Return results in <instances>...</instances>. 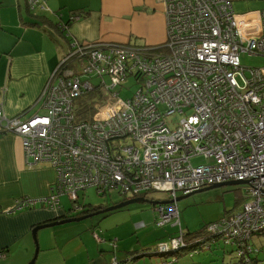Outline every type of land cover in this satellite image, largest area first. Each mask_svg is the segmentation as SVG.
Returning <instances> with one entry per match:
<instances>
[{
    "label": "built area",
    "instance_id": "built-area-1",
    "mask_svg": "<svg viewBox=\"0 0 264 264\" xmlns=\"http://www.w3.org/2000/svg\"><path fill=\"white\" fill-rule=\"evenodd\" d=\"M158 1L165 6L168 53L74 40L75 50L60 60L38 97L42 111L8 117L1 101L0 125L21 136L28 161L55 169L43 200L51 208L64 193L77 203L79 192L92 186L105 196L163 191L170 202L156 204L158 225H180L179 193L241 180L249 201L229 222L207 228L215 232L227 223L234 236L245 238L264 227V66H244L241 54L264 56V9L246 16L231 0ZM27 2L30 9L40 6V0ZM131 75L145 77L144 85L120 97L115 89ZM95 77L103 102L91 119L77 120L76 101ZM174 113L182 117L173 128L165 116ZM198 157L204 161L195 163ZM34 203L19 198L13 211ZM183 235L159 250L178 249Z\"/></svg>",
    "mask_w": 264,
    "mask_h": 264
},
{
    "label": "crops",
    "instance_id": "crops-1",
    "mask_svg": "<svg viewBox=\"0 0 264 264\" xmlns=\"http://www.w3.org/2000/svg\"><path fill=\"white\" fill-rule=\"evenodd\" d=\"M231 1L240 15L256 16L264 9V0ZM70 19L74 20L65 33L79 42H134L149 47L164 44L167 39L165 6L158 0H40V6L33 10L27 0H0V102L8 117H31L42 111L36 104L38 97L70 46L56 24ZM55 181V169L47 162L28 161L21 136L3 131L0 125V264L28 261L35 247L32 229L59 220L69 211L43 204ZM22 197L34 200V205L13 211L16 200ZM59 236L53 229L38 231L40 251L35 264L114 261L109 254L112 250L104 246L110 243L100 241L98 236V252L82 242L78 249L72 248V243ZM112 246L117 247V243ZM132 247L116 259H126ZM82 253L85 258L78 260ZM162 259L159 255L152 264Z\"/></svg>",
    "mask_w": 264,
    "mask_h": 264
},
{
    "label": "rangeland",
    "instance_id": "rangeland-1",
    "mask_svg": "<svg viewBox=\"0 0 264 264\" xmlns=\"http://www.w3.org/2000/svg\"><path fill=\"white\" fill-rule=\"evenodd\" d=\"M168 52V48H163L153 51L151 54L156 56ZM241 61L242 64L247 67L264 66V56L262 55L242 53ZM105 79L109 83V77L106 76ZM238 79L240 80V78ZM100 80L101 78L96 77L92 82L96 84ZM144 82L145 77L137 78L135 75H131L126 79L122 87L119 86L115 90L119 91L120 97L128 98L143 86ZM83 103V100L76 101L75 107L77 108L78 105ZM161 109H165V106L161 105ZM190 112V109L187 108L185 114H189ZM181 117L182 114L174 113L165 116V119L167 123L174 128L179 123ZM193 161L199 163L203 162L204 159L198 157ZM148 195V198L153 200H166L168 198V193L163 191H152ZM184 195L185 194L182 193L178 194V196ZM246 196L245 184H231L214 187L182 197L178 200L180 225L168 223L164 226H158V213L154 208L156 204L142 202L131 203L120 209L105 214L90 216L82 220L45 227L43 230L49 231L53 229L57 232L59 231V238L66 243H72V248L78 249L79 247L77 246L82 242L86 246L96 250V252H98V248L101 247L97 240V236H99L106 239V243L108 242L111 244L109 247H107L108 245L104 246L110 251L112 250L109 252L110 256L116 255L117 258L121 257L128 247L131 248L133 246V251L130 256L120 261V264H152V260L159 257L155 252L159 251V245L161 243L170 241L171 237L178 236L181 231L186 232L188 230L194 231L200 229L207 223L220 219L227 211L232 210L238 212L243 206V202L249 199V197ZM131 197L132 195L129 193L122 195L120 192L116 191L112 192L109 196L101 195L96 187L92 186L79 192V200L77 203L82 206H98L115 203L124 198L130 199ZM23 198L24 197L21 199ZM59 198L60 208L71 210L75 204L67 193L61 194ZM142 222L143 225L137 226L138 223ZM31 236L35 245L32 254L33 257L36 243L32 233ZM114 239H117V241ZM252 242L256 243L261 250L258 253V264H264V234L254 235ZM113 243L114 246L117 243V247H113ZM117 248H122L121 252H118L119 250ZM232 249L231 245H225L223 241H219L218 244L217 242L216 244L212 243L211 249L204 247L203 249H199L196 253L189 251L183 254V252V255H181L178 260H176L174 256H171L169 261H171L172 264H235L238 262V257L237 253ZM150 252L153 254H144ZM136 254H142V256L134 258ZM254 255H256V253H254ZM32 257L24 264H27ZM83 258H85L83 253L78 254V260Z\"/></svg>",
    "mask_w": 264,
    "mask_h": 264
},
{
    "label": "trees",
    "instance_id": "trees-1",
    "mask_svg": "<svg viewBox=\"0 0 264 264\" xmlns=\"http://www.w3.org/2000/svg\"><path fill=\"white\" fill-rule=\"evenodd\" d=\"M72 20H74V19H70L69 22H66V23H60V24L58 23V24H56L57 29L60 32L61 36L64 37L65 40L70 44V46L68 48L69 50L67 51V53L65 55H70L75 50V48L72 47V43L74 42V40L73 39H69L67 37V34L65 33V31L69 29V26H70V23H71ZM89 43H98V41H90ZM116 44H128V45L134 46V47H136L138 49H145L144 47H140V45H137L134 42L116 43ZM85 45L86 44H83V46H85ZM163 48H166L165 44L157 45V46H154V47H150V46L148 47V49H152L153 51L161 50ZM81 62L82 61H78V60H76V62H75V60H74L73 65L79 67V65H81ZM59 65H60V61H59L58 65H57V67ZM99 82L94 84L92 89L86 90L83 93V95L81 96V98L79 99V101L83 100L84 103L80 104L79 105L80 107H78L77 120H89V119H91L92 116L97 111V103L99 102V104H100V103L103 102V92H102V90H101V88H100V86L98 84ZM246 193H247L246 197H249L248 192H247V186H246ZM101 195H103V194H101ZM107 196H109V195H107ZM135 197H132V198H135ZM142 197L148 198L149 195H148V193H146ZM249 199H250V197H249ZM249 199L243 202V206H244L245 202L249 201ZM123 200H126V199L124 198V199H122L120 201H123ZM151 200H153V199H151ZM159 200H161V199H159ZM120 201H118V202H120ZM43 204H44V202H43ZM111 204L98 205V206H95V207L96 208H99V207L103 208V207H106V206L111 205ZM47 206H49V205H47ZM243 206H242V208H243ZM154 208H156V205H155ZM235 213H237V212L236 211H232V210L231 211H227L220 219L215 220V221H211V222L207 223L206 225H204L203 227H201L200 229H197V230H194V231H189L188 230L186 232H183L184 233V235H183V239H184L183 245L180 246L178 249H170V250H168L166 252H161L159 250V251L155 252L157 255H160L161 257H163V259L160 262H158L157 264L162 263V262L167 263V264H172V262L169 261L171 256H174L175 259L178 260L181 255L186 254L189 251H192V252L196 253V252L199 251V249H203L204 247H207V248L211 249L212 248V243L216 244V242H217V244H218L219 241H223L225 245H227V244L231 245L232 248H233L232 250H234L237 253L238 262L235 263V264H258L259 263V255H258V253L261 250L256 245V243L252 242V239H253L254 235L264 234V227L260 228V229H255V230L251 229L250 233L245 238L244 237L234 236L231 233V229L229 227V224H227V223L223 224V227L219 228L215 232L208 231L207 227H208L209 224L214 223V222H222V221L229 222L231 220V217ZM158 220H159V214H158V218H157V225H158ZM166 224H168V223H166ZM166 224H164V225H166ZM170 224H171V222H170ZM164 225H158V226H164ZM171 238H173V237H171ZM100 239L106 242V239L101 238V237H100ZM254 253H256V255H254ZM144 254L152 255L153 253L150 252V253H144ZM140 256H142V254H136L134 256V258H137V257H140ZM112 261H113V259H112ZM112 261H110L107 264H111ZM116 261H117V264H118L119 263L118 259H116Z\"/></svg>",
    "mask_w": 264,
    "mask_h": 264
},
{
    "label": "water",
    "instance_id": "water-1",
    "mask_svg": "<svg viewBox=\"0 0 264 264\" xmlns=\"http://www.w3.org/2000/svg\"><path fill=\"white\" fill-rule=\"evenodd\" d=\"M246 183H247V181L231 180V181L224 182V183L213 184V185L206 186V187L194 190L192 192H189V193L185 194L184 196H178L177 201L180 200L182 197L189 196L191 194H194V193H197V192H201V191H204V190H208V189H211V188H214V187H218V186H222V185L246 184ZM142 202H150L152 204H166V203H169L170 201L169 200H161V201L160 200H151L149 198L142 197V196L141 197H135V198L126 199V200H123V201H120V202L112 203L111 205L103 207V208L95 211L94 213H91V214H88V215H83L81 217H76V218H69L68 217V218L59 219V220L56 218L53 221L36 225L32 229V234H33V237H34V240H35V243H36V249H35V253H34L32 259L27 264H35V262L37 260V257H38L39 251H40V246H39V240H38V237H37V233H38V231L40 229L45 228V227H49V226H54L56 224H62V223H66V222L82 220V219H85V218H87L89 216H92V215L105 214V213L120 209V208H122L124 206H127V205L131 204V203H142ZM116 258H117V256H115V259Z\"/></svg>",
    "mask_w": 264,
    "mask_h": 264
},
{
    "label": "flooded vegetation",
    "instance_id": "flooded-vegetation-1",
    "mask_svg": "<svg viewBox=\"0 0 264 264\" xmlns=\"http://www.w3.org/2000/svg\"><path fill=\"white\" fill-rule=\"evenodd\" d=\"M101 209L96 208L95 206H82L79 203H75L74 206L71 208V210H69L68 212H66L67 214H64V216L61 219L64 218H76V217H81L83 215H88L91 213H94L95 211ZM94 216V215H92ZM90 217V216H89Z\"/></svg>",
    "mask_w": 264,
    "mask_h": 264
}]
</instances>
